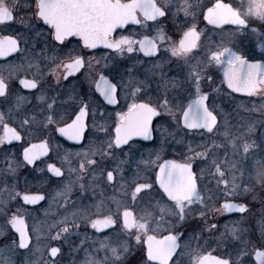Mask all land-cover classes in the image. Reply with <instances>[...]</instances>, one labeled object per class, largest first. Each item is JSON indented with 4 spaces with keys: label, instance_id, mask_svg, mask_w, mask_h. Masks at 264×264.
I'll return each instance as SVG.
<instances>
[{
    "label": "flooded vegetation",
    "instance_id": "obj_1",
    "mask_svg": "<svg viewBox=\"0 0 264 264\" xmlns=\"http://www.w3.org/2000/svg\"><path fill=\"white\" fill-rule=\"evenodd\" d=\"M154 1L164 15L148 18L138 4L124 28L110 29L109 0H0V170L20 171L27 210L42 208L50 187L70 186L75 213L89 220L82 229L132 235L135 252L120 264H264V164L219 163L222 149L205 146L222 121L212 108L221 90L264 89V53L243 35L254 25L227 0L247 26L208 23L214 0L159 29L169 13ZM191 32L194 45L181 49ZM222 49L239 57L219 60ZM200 98L216 117L211 130L202 105L184 122ZM24 194L45 198L28 205ZM14 216L23 215L8 221L12 242ZM168 235L178 249L162 261L166 243L149 259L147 237Z\"/></svg>",
    "mask_w": 264,
    "mask_h": 264
},
{
    "label": "rangeland",
    "instance_id": "obj_2",
    "mask_svg": "<svg viewBox=\"0 0 264 264\" xmlns=\"http://www.w3.org/2000/svg\"><path fill=\"white\" fill-rule=\"evenodd\" d=\"M213 1L157 0L170 15L164 18L158 28L177 18L189 19L193 14L197 16L201 12V4ZM227 1L232 2L240 14L253 23L254 26L243 35L252 36L258 46L257 53L263 54L264 0ZM159 32H162L161 40L168 41V45H171L174 38L163 31ZM221 32L225 37L232 35L226 30ZM242 32L239 30V33ZM217 55L223 58H217L219 60H233L239 57L233 49H222L216 52ZM177 66L183 65L179 62ZM261 82L264 88V76ZM212 108L221 115L222 121L216 133L206 136L205 146L222 149L221 160L216 161L264 164V89L250 96H236L221 90L215 99H212ZM240 167L241 165H238V168ZM256 167L258 166H254ZM238 171L239 177L247 179L245 171ZM19 172L6 168L0 170V264H120L125 257L135 252L130 251L132 248L129 250V238L132 235L94 234L91 230L82 229L89 220L75 213L70 186L65 183L63 186L50 187L47 190L45 204L39 210L23 208L18 199L22 187L15 176ZM47 181L46 177L45 182ZM12 214L25 216L28 223L33 242L25 250L19 248L16 236L13 237V242L10 238L8 221ZM52 246L60 248L56 259H50L48 256V250Z\"/></svg>",
    "mask_w": 264,
    "mask_h": 264
},
{
    "label": "water",
    "instance_id": "obj_3",
    "mask_svg": "<svg viewBox=\"0 0 264 264\" xmlns=\"http://www.w3.org/2000/svg\"><path fill=\"white\" fill-rule=\"evenodd\" d=\"M96 1V0H94ZM108 2V0H106ZM138 4H143L142 12L144 15H146L148 18H159L160 16L164 15V10L161 9L159 6L155 4L154 0H132L127 3V5H123L121 1L109 0V10L108 15L105 16V19L108 21L107 25L110 27V29H118V28H124L127 23L131 20L130 18H126V12L130 9L133 10L134 7H136ZM94 20H97L99 16L102 14L101 12L98 13V6L96 5V2L94 4V12H93ZM102 18V16H101ZM206 20L208 23L216 26H224V25H235V26H247L246 22L242 17L238 15L237 10H235L229 3H225L222 0H219L215 2L214 6L212 8H209L206 11ZM147 45V41H145ZM188 43H190L188 45ZM195 43L194 38V32L187 33L184 38H182L180 42L181 49H186L187 47H192ZM148 46L146 47L147 51ZM154 48V44H153ZM154 54L156 53L153 51ZM243 62L238 63V66H241ZM229 68H226L224 72H228ZM229 74V73H228ZM204 98H200L199 101H195L192 103L188 109L186 110L184 122H187V115L189 112L199 105H202L205 111V120H202V125L207 130H211L216 123V117L215 115L210 112L206 104L203 101ZM44 155H48V151L45 149ZM49 171L52 175L56 176L59 173V170L53 165H49ZM181 178V177H180ZM172 186H162V189L166 192L168 197H172L171 189ZM23 201L28 205H35L38 203L43 202L45 196L43 194H24L23 195ZM232 206H235L239 211H243V206H239L236 203H231ZM10 227L12 231L17 235L19 240V247L20 249H26L30 246L32 242V237L30 235L27 222L25 220V217L23 216H15L12 219V222L10 223ZM146 246H147V256L151 260H156L152 257V252H155L156 250H153L154 248L158 250H163L165 248V245L167 243L168 247L165 248L166 254L159 259H162V261H166L170 259L171 251H176L179 247V243L177 242V239L174 235H168L163 238H156L154 236H148L146 239ZM59 248L57 246L51 247L48 251V256L51 259H55L59 254ZM157 261V260H156Z\"/></svg>",
    "mask_w": 264,
    "mask_h": 264
}]
</instances>
